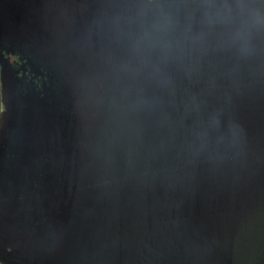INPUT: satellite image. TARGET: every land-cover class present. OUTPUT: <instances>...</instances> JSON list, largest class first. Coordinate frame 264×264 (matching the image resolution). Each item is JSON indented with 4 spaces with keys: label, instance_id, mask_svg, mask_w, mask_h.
<instances>
[{
    "label": "water",
    "instance_id": "1",
    "mask_svg": "<svg viewBox=\"0 0 264 264\" xmlns=\"http://www.w3.org/2000/svg\"><path fill=\"white\" fill-rule=\"evenodd\" d=\"M0 98V264H264V0H0Z\"/></svg>",
    "mask_w": 264,
    "mask_h": 264
},
{
    "label": "flooded vegetation",
    "instance_id": "2",
    "mask_svg": "<svg viewBox=\"0 0 264 264\" xmlns=\"http://www.w3.org/2000/svg\"><path fill=\"white\" fill-rule=\"evenodd\" d=\"M10 60L14 63V68H16L18 66V55H14V56H11L10 57ZM18 69V68H17ZM29 79V73H26L25 76H24V81H28ZM36 84H37V87L39 89H42L43 87V84H47V77H39L37 80H36ZM0 107H2L0 113L3 111V105L1 103V98H0Z\"/></svg>",
    "mask_w": 264,
    "mask_h": 264
},
{
    "label": "rangeland",
    "instance_id": "3",
    "mask_svg": "<svg viewBox=\"0 0 264 264\" xmlns=\"http://www.w3.org/2000/svg\"><path fill=\"white\" fill-rule=\"evenodd\" d=\"M1 108H2V107H0V111L2 110Z\"/></svg>",
    "mask_w": 264,
    "mask_h": 264
}]
</instances>
